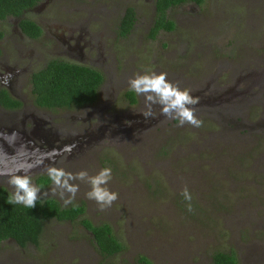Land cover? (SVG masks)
Returning a JSON list of instances; mask_svg holds the SVG:
<instances>
[{
	"label": "rangeland",
	"instance_id": "rangeland-1",
	"mask_svg": "<svg viewBox=\"0 0 264 264\" xmlns=\"http://www.w3.org/2000/svg\"><path fill=\"white\" fill-rule=\"evenodd\" d=\"M127 8L135 23L120 37L117 23ZM153 12L154 0H52L41 11L48 48L67 40L73 46L79 36L83 56L94 63L59 59L103 76L92 106L30 109L42 116L51 146L64 147L53 167L90 177L110 167L106 186L119 195L102 211L87 197L88 181L76 179L69 181L79 187L74 199L67 191L61 196L54 183L40 199L54 198L63 208L83 205L84 218L109 225L123 250L103 257L78 223L47 220L37 247L4 242L0 264H210L215 251L229 249L238 264H264V0L172 8L167 16L174 30L150 39ZM9 25L0 26L7 35ZM73 26L78 31L71 33ZM151 72L167 73L199 98L202 127L178 126L158 104L145 117L148 105L134 91L136 103L128 102L130 78ZM42 176L31 175L32 183Z\"/></svg>",
	"mask_w": 264,
	"mask_h": 264
},
{
	"label": "trees",
	"instance_id": "trees-1",
	"mask_svg": "<svg viewBox=\"0 0 264 264\" xmlns=\"http://www.w3.org/2000/svg\"><path fill=\"white\" fill-rule=\"evenodd\" d=\"M38 0H0V20L20 18L24 12L36 5ZM204 0H154L155 16L149 30V38L154 39L161 32L174 30V23L168 19L167 13L172 8L185 4L201 5ZM135 12L128 8L121 23V32L125 34L133 28ZM22 30L30 37L41 34L40 29L31 21L22 20ZM103 83V76L96 70L78 64L52 60L46 68L32 77V93L37 107L48 110L80 109L96 103L98 91ZM124 97L135 104L133 91H127ZM0 104L6 108H18L20 104L11 100L0 90ZM51 179L41 177L37 185L44 189ZM10 194L0 188V244L8 239L13 240L20 248L27 245L38 246L42 234L43 222L78 223L91 235V241L103 257H111L123 250L122 244L114 237L107 224L93 225L84 218L83 205L67 208L60 206L54 198L38 199L34 208L23 204L10 203ZM210 264H238L232 249L226 252L215 251L211 255Z\"/></svg>",
	"mask_w": 264,
	"mask_h": 264
},
{
	"label": "flooded vegetation",
	"instance_id": "flooded-vegetation-1",
	"mask_svg": "<svg viewBox=\"0 0 264 264\" xmlns=\"http://www.w3.org/2000/svg\"><path fill=\"white\" fill-rule=\"evenodd\" d=\"M51 1L52 0H44V2L41 3V0H38L36 5L24 12L20 18L0 20V26L11 24V26L9 25L10 31L8 35L4 27L0 28V40H3L0 44V90H3L11 100L20 104L18 108H6L0 104V188L5 189L10 195V191H14V188L8 183L11 174L23 175L25 174L24 170H27L29 176L45 174V176L42 177L48 178V169L56 164L57 158L62 154L64 149V147L53 148L51 146L50 141L52 140L48 138L47 131L42 128V126L45 125V122L40 120L42 116L39 119L30 111V109H35V107H37L34 103L32 93L33 75L46 68L47 64L52 60L75 64L61 60L59 56L68 59L77 58L76 56H78L81 58V61L84 60L83 62L88 61L94 63L88 57L85 58L83 56V48L78 46L80 41L79 36L73 40V46L69 45L72 44V40H67L58 42L57 46L59 48L56 46H53L51 49L48 48L47 39L50 38L46 28L48 19L41 15V11L47 7ZM127 9L119 16L120 18L117 23V34L120 37L126 36L132 30L131 28L129 32L125 34L121 32L122 19ZM37 12H39V15L35 16ZM154 16L155 9L153 12V19ZM22 20H28L34 23L40 29L41 34L36 38L28 36L20 27ZM75 31H78V26L71 27V33ZM5 42L7 44H4ZM89 43L90 42H86V44ZM38 48H41L43 53H39ZM49 55H52L53 58L48 59ZM10 58L14 61H12V64H9ZM8 80H11L13 87L10 86ZM24 89H27V92L24 93ZM28 96L33 97L32 101L29 102ZM37 108L48 111V109L45 108ZM137 119L138 123L144 120L141 115H138ZM38 121H40L39 124L37 123ZM39 178L41 177L36 178L33 182L37 187H39L37 185V180ZM52 183L53 181L51 180L49 185L45 188H49ZM45 188L40 189L45 190ZM8 241L14 242L8 239L1 242L0 246Z\"/></svg>",
	"mask_w": 264,
	"mask_h": 264
},
{
	"label": "clouds",
	"instance_id": "clouds-1",
	"mask_svg": "<svg viewBox=\"0 0 264 264\" xmlns=\"http://www.w3.org/2000/svg\"><path fill=\"white\" fill-rule=\"evenodd\" d=\"M168 74L165 72L145 73L136 75L129 80V88L137 95L145 98V103L148 105L149 111L144 113L145 117L152 115L151 106L158 104L161 109V114L168 119L179 121L178 126L189 124L193 127H202L203 121L196 115V105L199 103V98L194 97L190 90L181 89V87L168 80ZM25 174H11L8 183L15 189L10 195L9 202L23 204L25 207L34 208L36 202L40 199L41 189L32 183L31 177L24 170ZM48 174L55 186L61 191V196L64 191L71 193V199L75 198L79 191L78 185H73L69 181L79 179L87 180L91 185V190L87 193L90 200H95L100 206V210H105L111 207L114 201L118 199V193L111 191L106 185L112 179V169L105 167L95 176H89L86 171H81L75 175L66 173L63 169L49 168ZM183 196L186 200H191V195L187 188L183 191ZM71 199L65 203H71ZM189 210L191 206L189 205Z\"/></svg>",
	"mask_w": 264,
	"mask_h": 264
},
{
	"label": "bare ground",
	"instance_id": "bare-ground-1",
	"mask_svg": "<svg viewBox=\"0 0 264 264\" xmlns=\"http://www.w3.org/2000/svg\"><path fill=\"white\" fill-rule=\"evenodd\" d=\"M50 155V154H49Z\"/></svg>",
	"mask_w": 264,
	"mask_h": 264
}]
</instances>
